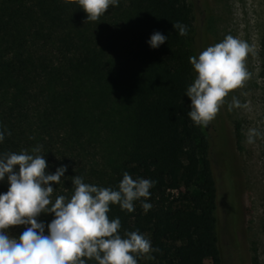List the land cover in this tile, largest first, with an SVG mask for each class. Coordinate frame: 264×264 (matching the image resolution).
Segmentation results:
<instances>
[{
	"label": "trees",
	"instance_id": "trees-1",
	"mask_svg": "<svg viewBox=\"0 0 264 264\" xmlns=\"http://www.w3.org/2000/svg\"><path fill=\"white\" fill-rule=\"evenodd\" d=\"M190 23L187 0H119L89 22L75 0H0V131L11 133L0 154L40 146L47 172L66 165L53 200L72 195L73 176L113 190L125 172L153 181L132 212L110 205L107 214L122 237L138 231L151 241L156 251L138 264H222L206 139L187 117ZM154 32L168 38L155 50ZM260 50L264 90V35Z\"/></svg>",
	"mask_w": 264,
	"mask_h": 264
},
{
	"label": "clouds",
	"instance_id": "clouds-1",
	"mask_svg": "<svg viewBox=\"0 0 264 264\" xmlns=\"http://www.w3.org/2000/svg\"><path fill=\"white\" fill-rule=\"evenodd\" d=\"M65 3L66 0H60ZM86 13V22L96 21L110 6L119 0H75ZM179 36L187 35L186 26L173 24ZM167 37L154 32L147 41L155 50L165 44ZM252 51L246 41L227 35L221 42L208 46L198 56L189 58L194 79L185 96L190 100L187 117L193 126L204 127L215 119L225 98L243 86L250 78L245 59ZM248 108L233 96L228 105ZM7 130L0 131L3 143ZM261 133L250 128L246 142L254 144ZM41 147L27 151L0 154V183H7L6 192H0V264H138L137 256L152 251L151 241L138 231L119 234V218L109 219L110 205L132 212L135 201H147L154 182L133 179L123 173L118 188L99 187L83 182L80 176L71 177L72 195H58L52 199L53 185L65 180L66 165L47 172L45 156L39 155ZM58 160V159H57ZM145 212L152 205L142 202ZM52 215L45 226L38 217ZM23 226L18 237L9 229Z\"/></svg>",
	"mask_w": 264,
	"mask_h": 264
},
{
	"label": "rangeland",
	"instance_id": "rangeland-1",
	"mask_svg": "<svg viewBox=\"0 0 264 264\" xmlns=\"http://www.w3.org/2000/svg\"><path fill=\"white\" fill-rule=\"evenodd\" d=\"M187 4L190 57L227 35L246 41L252 49L245 59L250 78L225 98L215 119L200 129L217 188L215 217L222 264H264V90L260 78L264 0H187ZM193 79L192 69L191 83ZM233 96L248 108L229 110ZM250 128L261 133L254 144L246 142ZM23 230L17 226L9 233L18 237ZM149 261L148 254L144 255L142 262Z\"/></svg>",
	"mask_w": 264,
	"mask_h": 264
}]
</instances>
